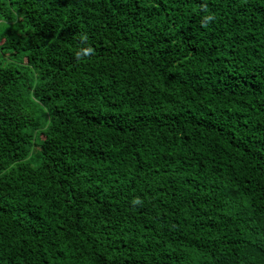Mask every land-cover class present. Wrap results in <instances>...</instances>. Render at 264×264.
<instances>
[{"label": "trees", "instance_id": "1", "mask_svg": "<svg viewBox=\"0 0 264 264\" xmlns=\"http://www.w3.org/2000/svg\"><path fill=\"white\" fill-rule=\"evenodd\" d=\"M0 264H264V0H0Z\"/></svg>", "mask_w": 264, "mask_h": 264}]
</instances>
